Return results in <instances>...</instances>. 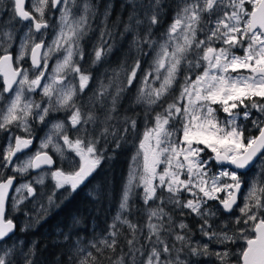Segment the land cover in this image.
Segmentation results:
<instances>
[{
  "label": "snow or ice",
  "instance_id": "obj_1",
  "mask_svg": "<svg viewBox=\"0 0 264 264\" xmlns=\"http://www.w3.org/2000/svg\"><path fill=\"white\" fill-rule=\"evenodd\" d=\"M25 3L26 0H12L11 4L13 18L30 22L22 25L26 31L15 57L9 51L15 42L13 32L0 30V82L3 84L0 100L4 101L0 109V131L9 132L15 126L26 133L25 136L10 135L6 138L8 143L0 156V173L10 168L12 173L23 175L29 170L47 167L50 171L38 172L36 184L43 185L45 176H50L56 189L67 187L75 192L82 185L87 186L86 182L104 159L97 148L100 139L107 143L111 138L115 148H120L121 141L125 139L123 134L135 132L137 121L125 118L128 126L119 131L109 123L116 119L112 114L116 112L124 91L120 84L115 85L113 94L109 92L113 82H101L90 98L91 102L99 103L104 109L99 136L86 127L96 125V112L77 100L92 79L80 63L85 58L81 41L92 28L91 21L97 18L99 5L91 0H31L29 9ZM125 4L128 19L121 35L132 33L133 43L152 48L156 44L152 39L153 30L162 23L163 13L168 7L165 0H125ZM110 9V4L104 5L103 26L93 48V65L111 51L108 40L112 39V33L106 23ZM54 12L59 13L55 26L57 31L51 43L46 45L44 30L53 27L47 17ZM198 33H203L204 38L198 39ZM164 36V42L153 49V71L145 74L147 91L142 87L136 100L149 108L160 104L163 111L155 113L154 123L145 127L139 139L133 157L134 170L129 174L115 217V221L128 229L125 236L127 252L120 249L118 259L111 256L108 259L111 264H188L179 257V253L187 249L193 257L214 254L221 264H230L229 258L233 253H209L207 244L193 245L189 225L184 221L179 224L173 222L172 211L179 209L180 215L198 218L200 233L210 242L235 244L243 241L238 253L240 264H264V187H258L257 182L250 185L243 207L239 208L240 215L234 218V223L240 227L224 231L227 224L223 228H214L210 222L212 217L222 213H233L244 186V170L259 165L264 174V0H178ZM56 53L63 55L57 59L51 74H47L48 61ZM26 57L31 68L21 63ZM185 63L189 71H201L194 79L186 71L179 96L168 103L164 98L176 83ZM139 68L137 60L127 76L128 86L136 79ZM162 70L163 77L160 75ZM153 72L156 79L161 80L158 88L148 87V76ZM37 90L40 101L31 96ZM109 99L110 106H107L105 102ZM253 109L260 113V118H252ZM61 111L68 113L67 119L53 122L49 134L41 140L39 150L24 158L34 142L31 121L45 124L52 113ZM221 111L226 114L224 119L218 115ZM248 120L258 134L248 132L246 135L243 121ZM69 125L74 130L71 135ZM50 146L60 156L67 149L78 160L69 157L74 162L68 170L53 168V156L46 151ZM206 152L212 155L205 158ZM15 161L20 163L17 165ZM213 161L217 165H230L232 170L221 169L210 175ZM15 180V175L0 174V252L3 253L0 264H17L11 258L15 254L14 249L4 247L16 227L6 215L10 192L21 193L26 189L28 193L27 197L11 198L13 210H20L19 205L25 199L37 195L31 183L14 187ZM136 187L143 189L145 205L154 202L147 209L148 232L144 243L139 240L143 226L122 215L129 211V200ZM221 192L225 193L223 197L219 195ZM182 193L191 198L182 199ZM53 196L54 193L49 195V204L53 203ZM157 201L159 203H155ZM210 201L217 204L212 205ZM165 205L173 208L166 211ZM184 209L188 210L187 213ZM175 228L180 231H175ZM165 231L174 238L172 243L161 235ZM121 234L114 222L109 233L111 239L101 241L104 248L116 254ZM91 246L104 254L96 244ZM173 250L177 252L175 259L172 258ZM31 255V250L20 253L23 264H33L29 258ZM138 257L141 258L139 261ZM79 264L102 262L89 252L80 258Z\"/></svg>",
  "mask_w": 264,
  "mask_h": 264
},
{
  "label": "trees",
  "instance_id": "obj_2",
  "mask_svg": "<svg viewBox=\"0 0 264 264\" xmlns=\"http://www.w3.org/2000/svg\"><path fill=\"white\" fill-rule=\"evenodd\" d=\"M176 2V0H165V4L168 7L165 8L163 13L162 23L153 30L152 39L154 37H160L164 31V27L168 24L169 13L175 8ZM120 13V33L118 38L120 40L122 60L124 57V48L126 49V44L128 43L129 48H134L138 53V58H140L139 56L146 48V45L144 44L145 47L142 48V43L139 45L133 43L132 33L121 35L124 32V23L128 19V9H125L122 4ZM116 18L117 14L112 11L106 22L112 33V39L108 40V44L111 45V51L103 57L102 63L100 62L93 70L94 87L91 88L93 92L90 96H85L88 97L87 103L89 108H92L98 117L96 125L90 126V129L95 130L96 135L99 136V131L102 128L100 121L103 119L104 114V109L101 108V105L91 102L90 98L93 96L95 90L100 87L101 82L108 84L110 81L113 82V86L109 88L110 93L114 94L116 84L123 86L124 91L121 94L116 112L112 114L116 119L109 121V123L114 126L115 130L119 131L128 126L125 123V118H132L137 121V129L135 132L130 131L123 134L125 139L121 141L122 147L120 148H115L111 138L108 139L107 143L103 138L100 139L97 148L102 153L104 159L92 177H90L86 188H81L73 192L71 197H65L63 200H59L55 196L52 204H49L48 201L43 203L44 200H42V206L44 207L38 223L33 229L21 234L24 242L30 245L29 250H31L32 255L29 258L33 261V264H79L80 257L77 247L84 245L87 240H98L100 236H107L110 231L111 220L118 208L128 164L133 154L136 136L143 123L145 113L140 105L133 104V85L128 86L126 83L127 74L131 66L125 67L126 65L122 63L121 68L118 69V66L115 68L117 60L114 57L113 51L117 48L118 42L115 25ZM91 32L94 33L93 31ZM105 48H107V45H105ZM170 99H173V95L170 96ZM105 103L107 106H110V99ZM160 103L164 104V101ZM254 133L257 134L256 132ZM1 136L2 134L0 133V153L2 147ZM101 145H104L103 148H99ZM3 175L6 176L5 173ZM17 179L20 180V178ZM90 186L97 188L95 191L96 196L91 192ZM41 197L42 195H40ZM129 205L130 208L127 216L129 220L139 226L144 221L143 214L147 205L140 199V193L138 191L133 193ZM149 205L152 206L153 204ZM27 206V204L22 205L19 208L20 211L28 212L29 214L34 212L33 208L35 207L29 208ZM179 217L180 219L189 220V217L186 215ZM8 218L12 219L11 217ZM120 231L122 234L118 237L119 244L116 254H113L111 250L105 249L104 245L98 242L97 247L104 254L97 252L96 248L93 247L89 248L87 254L91 252L98 256L102 264H111L108 259L109 256L113 259H118L120 249L127 252L125 236L128 234V229L127 227H123ZM16 234H19V232L17 231ZM65 237L69 238L66 239ZM139 240L140 243H144L142 236L139 237ZM139 259L141 258L138 257V261ZM214 262L219 264L216 260Z\"/></svg>",
  "mask_w": 264,
  "mask_h": 264
},
{
  "label": "rangeland",
  "instance_id": "obj_3",
  "mask_svg": "<svg viewBox=\"0 0 264 264\" xmlns=\"http://www.w3.org/2000/svg\"><path fill=\"white\" fill-rule=\"evenodd\" d=\"M0 1L1 2H5L6 0H0ZM91 2L93 4H98L99 5L98 10H97V18L91 21L92 28L90 29L91 31L94 32L93 34L95 35V40H96L95 43L97 45L98 38H99V30L103 26L101 24V21L103 19V11H104V5L106 4V0H91ZM30 4H31V0H27V8H29V9H30ZM47 18L49 19V21L53 25V27H50L49 29L44 30V40H45L46 45L51 43L52 39L54 38L55 32L57 31V28L55 26L58 24L59 13L58 12H54V13L48 15ZM22 25H23V23L19 22L15 18H13V16L10 14L9 11H6V7L3 8V14L0 13V30H4V31L11 30L13 32V35L15 37V42L13 43V45L9 49V51H11L13 53L12 49L13 50L15 49V55L18 52V46H19L20 40L23 37L24 32L26 31V28L23 27ZM164 32L165 31L162 32L160 37H158V38L154 37L153 38V40L156 41V44H154L152 46V48H149V46L146 45L145 49H148L150 54H151L149 59H148V63H150V64H149V66H143V65L140 64V68L137 70L136 79L132 83L133 90H134L133 104H135V105L138 104V105H140L143 108L144 113H145V117H144L143 123L141 124V127H140V129H139V131L137 133V136H136L134 150H133V154H132V156L130 158V161H129V164H128L127 173H126L124 185H123V188H122V192H123L125 186L128 183L129 174L134 170L133 157L136 155V152H137V149H138V144H139V139L142 137V134L144 132L145 127L146 126L151 127L152 124L154 123V119L153 118L155 116V113L163 111V108L160 106V104L154 105L151 108H149V106L147 104L137 103L136 100H137V96L139 95L140 89L142 87H145V90L147 91V87L144 84L145 74L150 72V71H153V61H154V57H155V51L153 49H157L158 45L163 43L164 40L166 39V37L164 36ZM36 35H37V37L40 36L39 33H37ZM201 35H202L201 37H199V36L198 37L203 39L204 38V34L201 33ZM0 39H2V37H0ZM126 45H127V47H126V49L124 48V57H123V60L121 61V64L124 63L126 65L125 67H127V66L129 67V65H130L131 68H132V66L134 64L131 65L130 60H129V62L127 61L129 56L131 55V48H129V43L126 44ZM217 46H219V45H217ZM144 47H145L144 44H142V48H144ZM144 50H143V52H144ZM237 51H239V50H237ZM62 55H63V53H56V54L52 55L51 59L48 61V73L47 74H51L52 69L56 65L57 59L61 58ZM21 63L24 64V66H26L25 65L26 63H28L27 67L31 68V65L29 63V59L27 57L25 58V61H22ZM80 63H81V61H80ZM185 64H183L181 66V73H180V75H178L176 83L173 85V87L170 89V91H169V93L167 95V96H169V95L173 94V99L170 102H168V103L173 102V100H175L176 97L179 96L180 87L183 84L184 73L186 71H188V74L191 75L193 77V79L195 78V75L198 72L201 71V69H196L195 71H189L188 70V65L187 64L185 65ZM131 68L129 69V72H130ZM160 75H161V77H163V75H164L163 70L161 71ZM69 79H71V76H69ZM0 80H2V78H0ZM148 81H149L148 87H151V88H158L160 83H161V80H157L156 79L155 72H153V74L151 76H148ZM77 83H78V81H77ZM174 89L176 90L175 93L172 92ZM38 93H39V90H37V93L31 94L32 98L34 100H36V101H40L41 100V96ZM167 96H165V97H167ZM163 106L167 107V104L164 103ZM214 107H218V106H214ZM2 108H3V105L0 106V109H2ZM218 115L220 116L221 119H224L226 114H224L221 111V112L218 113ZM252 118L253 119L260 118V113L256 112L253 109L252 110ZM53 122H55V121H47V126L43 130L42 136H40L38 138V141L36 143L35 148H30L29 150H27L26 155L21 154V155H24V158H27V156H30L35 151L39 150L40 142H41V140H43L49 134ZM243 123H244V125L246 127V135L248 134V132L252 133L254 131V129H256V128L251 126V120L243 121ZM37 129L38 128H35V131ZM17 130H21V129L18 128V127L13 126L10 129V131L7 133V137H9L10 135H19ZM0 133L2 135H4L6 132L0 131ZM7 143H8V141L6 139L4 145H2V147H1L0 156H2V150L6 147ZM46 151H48V153H52L55 156V158H56L57 166H55L54 168L59 167V168H63L65 170H68L70 167H72L74 161L72 159H69V157H74V153H72V152L68 151L67 149H65L64 155L60 156L51 146ZM204 155H205V158H207V157H210L212 154L210 152H206ZM74 159L78 160V157H74ZM15 163L18 165L20 163V161H15ZM162 167L163 166H161V168ZM221 169H228V168L219 166V165L215 164L214 161H213L210 164V173L209 174L211 175L213 173H218ZM228 170H232V169H228ZM48 171H50V170L49 169H44V170H40L38 172L40 174H43V173L48 172ZM38 172H32L31 170H29V172L21 175L19 173H12L11 169L9 168V169H3L2 173H0V174H4L5 173L6 176L7 175H15V176H17V178H20L18 184H16L15 187H19L23 183H31L35 187V189L37 191V195L36 196L28 197L27 199H25L23 201V203H21L19 205V208L22 205H24V204H27L28 205L27 207H29V208L30 207H35V208H33L34 212H32L30 214L28 212H23V211H20V210H13V206L11 204V198H14L16 196H25V197H27L28 193H27L26 189L23 190L21 193L13 192L12 195L10 196V202L8 204V210H7L6 213L8 214V217L14 218L16 220V223L18 224V232H19V234L13 235L11 237V239L8 241V243L4 245V247L8 248V249H14L15 254L11 258L16 260L17 264H23V259L20 256V253L21 252L27 253V252H29V249H30V245H28L27 243L24 242L23 238L21 237V234L26 232L27 230L33 229L36 226V224L38 223L40 218L37 219V217L38 216L40 217V215L42 213V210H43V207H44V206H42V200H44L43 203H45V201H48L49 195H52L53 193H54L53 199H55V196H57L58 198L64 197L63 195L66 192L71 191L70 188H67V187L56 189L55 183H54V181H52L50 176H45V182H44L43 185L36 184L35 183V179H36V177L38 175ZM181 178H184V177H181ZM242 178L246 182V185L242 189V194L240 196L239 205L235 207V211H234V214H233V217H232L233 224H235L234 223V218L238 217L240 215L239 208L243 207L245 196L247 195V192H248V189H249L250 185L253 182H257V186L258 187H264V184L262 182V173H261L259 165H255V167L250 172H247V173L243 174ZM90 189H91V192L96 196V192L95 191L97 190V188L95 186H90ZM136 191H138L140 193V199L143 201V199H142L143 189L139 188V187H136V188H134L133 193H135ZM122 192H121V195H122ZM40 195H42L41 198H40ZM68 195L69 194H66L65 196H68ZM132 195H131L130 199L132 198ZM164 195L167 196L168 194L164 193ZM219 195L221 197H223L225 195V193L221 192ZM181 197H182V199L183 198H191L190 196H188L187 193H182ZM120 200H121V196H120V199H119V203H120ZM129 203H130V200H129ZM155 203H159V202L157 201ZM209 203L212 204V205H216L217 204L216 201H210ZM149 204H154V202L150 201ZM149 207H150V205H147V208L145 209L144 214H143L144 221H143V223H141L139 225V226H143V232L141 234L142 238H144V236H146L147 232H148L146 224H147V220H148V211H147V209ZM165 208H167L168 211H169V210H171L173 208V206L172 205H165ZM118 211H119V204H118V208L116 210V213L113 215V218L111 220L109 233L111 232V225L114 222L117 224V227L120 230L123 227H126V226L120 224L119 221H115V217H116ZM183 211L185 213H187L188 210L184 209ZM128 212L129 211L124 212L122 215L129 219V217L127 216ZM179 212H180L179 209H175L174 211H172L174 224H179V222L184 221L185 223H187L189 225V223L187 221H185L183 219L181 220L179 218V216H178V215H180ZM186 216L187 217H191L195 221L198 220V218L195 217L194 215H186ZM228 216H230V215H227V216L223 217L220 214L218 216L212 217L210 222L212 223L214 228H216V227L223 228L224 224H227V226H228V221L230 219H225ZM153 222H155V221H153ZM200 223L201 222L198 220V224H196V226H195L196 231L192 230V228H190V226H189V229L191 230V239H192L193 245L196 246V245L207 244L209 253L229 251V252L233 253L230 256V258H229L230 261L232 259H234V257L236 256V253L241 248V246L243 244V241L239 245H237L235 247H232V248L225 247L226 244H217V243L210 242L207 237L201 235L200 230H199ZM238 227H240V226L236 225L233 228H238ZM228 229H231V228L228 226L227 228H224V231H228ZM175 231L179 232L180 229L179 228H175ZM229 234H231V233L229 232ZM161 235L166 240H168L169 243L173 242L174 238L172 236H170L167 231L162 232ZM110 239H111V237L108 234L107 236H100L98 240H95V239L87 240L84 245H81V247H77V249H83V251H79V257L80 258L85 257L87 252L89 251V248L92 247L91 246L92 244H96V245H98V243L102 244L101 243L102 240H110ZM143 242H144V240H143ZM227 244H229V243H227ZM176 247L179 248L180 245L177 244ZM2 254L3 253L0 252V255H2ZM176 256H177V252L175 250H173L172 258L175 259ZM179 257H180L181 260L187 261L188 264H192L193 261H196V264H216V262H214V260H216L217 263L221 264V262L217 259V257L214 254L207 255V256H203L202 255V256H199V257H193V256H191L188 253L187 249H184V251L180 252L179 253Z\"/></svg>",
  "mask_w": 264,
  "mask_h": 264
},
{
  "label": "flooded vegetation",
  "instance_id": "obj_4",
  "mask_svg": "<svg viewBox=\"0 0 264 264\" xmlns=\"http://www.w3.org/2000/svg\"><path fill=\"white\" fill-rule=\"evenodd\" d=\"M176 1L178 2V0H176ZM177 2H176V3H177ZM107 3H108V4H111L110 15H111L112 11H113L115 14H117V18H116L115 25H116V30H117V39H118V42H117V46H116L117 48L114 49L113 54H114V57H115L116 60H117V65L115 66V68L118 66L117 68L119 69V68H121V66H122V64H121V61H122V55H121V53H120V40H119V38H118V35H119V33H120V17H119V15L121 14V13H120V7H121V4L124 5L125 9H128V8H127V5L125 4V0H106V4H107ZM11 4H12V0H6L5 2H1V1H0V13L3 14V8L6 7V11H9L10 14L13 16V11H12ZM26 7H27V6H26ZM174 14H175V8H173V9L170 11V13H169V16H168V24L164 27V31L167 29V26L171 23ZM110 15H109V16H110ZM109 16H108V17H109ZM17 20H18V19H17ZM18 21H19V20H18ZM107 21H108V19H107ZM19 22H21V21H19ZM21 23L26 24V23H24V22H21ZM29 23H30V22H29ZM19 26H20V25H19ZM91 33H92L91 30H89L88 35L85 36L84 39H83L82 42H81V44L84 46V51H85V58H84V60L81 61V65H82L83 68H85V69L91 74L92 79H91V81L89 82L88 88L85 89L84 93L78 95V97H77L78 102L84 104V105H85L86 107H88V108H89V105H88V103H87V102H88V97H85V96H90V94H92V92H93V90L91 89L92 87H94V86H93V79H94V75H93L94 73H93V70L98 66V64H99L100 62L102 63V61H103V58H102V60H101L98 64H95V65H93L92 62H91V60H92V55H93V48L96 46V43H95V42H96V40H95V35H94L93 33H92V35H91ZM198 36L201 37V36H202L201 33H198ZM199 37H198V39H202V38H199ZM85 40H86V42H84ZM12 51H13V55H14V57H15V49H14V50L12 49ZM142 52H143V51H142ZM142 52H141V54H140V56H139L140 58H138V53L136 52V50H134V48L131 47V55L129 56V58L127 59V61L129 62V60H130L131 65H133V64L135 63V61L139 60V62H140L141 65H143V66H149L150 63H148V59H149V57H150L151 54H150V52H149L148 49H145L144 52H143V53H142ZM107 53H108V52H107ZM104 56H105V55H104ZM104 56H103V57H104ZM25 65H26L25 67H27V66H28V63H26ZM185 65H186V64H185ZM71 79H72V77H71ZM71 79H70V80H71ZM2 87H3V84H2V82H0V88H2ZM172 92L175 93L176 90L174 89ZM5 95H9V94H5ZM172 95H173V94H172ZM172 95H169V96L165 97V100H166L167 102H168L169 100H171V99H170V96H172ZM3 103H4V101H3V100H0V106L3 105ZM67 116H68V113H67V112H64V111H61V112H55V113H52V114H51V116L48 118V121H58V120H60V121H64V120L67 119ZM46 126H47V121H46L45 124H41V123H39V122H37V121H35V120L31 121L32 135H33V137H34V142H33V145L31 146V148H35L36 143H37V141H38V138H39L40 136H42V132H43V130L46 128ZM90 126H92V125L90 124V125H87L86 127H87L89 130L95 132V130L90 129ZM35 128H38V129L35 131ZM17 131H18V133H19L20 136H25V135H26V133H24L22 130H17ZM73 132H74V130L71 129V128H70V125H69V133H70V135H71ZM254 132L258 133V130H257V129H254V131H253L252 133H254ZM7 133H8V132H6L4 135L1 136V139H2V144H1V146L4 145V143H5V141H6ZM95 133H96V132H95ZM254 134H255V133H254ZM59 143H60V144H63V141H59ZM103 146H104V145H101L99 148H103ZM50 154L53 156V158H54V160H55V166H57V161H56L55 156H54L52 153H50ZM55 166H54V167H55ZM254 167H255V165H254L249 171H247V172H250ZM227 168H228V167H227ZM228 169H229V168H228ZM247 172H245V173H247ZM245 173H243V174H245ZM93 174H94V173H93ZM89 179H90V178H89ZM243 181H244V180H243ZM18 182H19V179H17V184H18ZM262 182H263V184H264V174H262ZM86 184L88 185V182H86ZM245 185H246V182L244 181V186H245ZM244 186H243V187H244ZM86 187H87V186H86ZM86 187L82 185V186H81L80 188H78L77 190H79V189H81V188H86ZM243 187H242V189H243ZM77 190H76V191H77ZM67 191H68V190H67ZM69 192H70V193H69ZM66 194H69V195H68V196H65ZM72 194H73V192L68 191V192H66V193L63 195L64 197H60L59 199H60V200H63L65 197H66V198H69V197L72 196ZM241 194H242V190H241ZM241 194L238 196L237 206L239 205V200H240V196H241ZM165 210L168 211L167 208H165ZM234 211H235V208H234ZM234 211H233L232 214H225V213H222L221 215H222L223 217H225V216H227V215H231V217H233ZM6 215L8 216L7 213H6ZM178 216H181V215H178ZM179 218H180V217H179ZM12 220L14 221V223H15V225H16V231H15V233H14L13 235H16V232L18 231V224L16 223V220H15L14 218H12ZM179 220H180V219H179ZM181 220H182V219H181ZM183 220L187 221V222L189 223L190 228H192V230H195V231H196L195 226H196V224H198V220L195 221V220L192 219L191 217H189V220H187V219H183ZM228 226H229L230 228H233L234 226H236V224H233V219H230V220L228 221ZM13 235H11V237H12ZM240 243H242V241H238V242H236L235 245L229 243V244H226L225 247H227V248H232V247H235V246L239 245ZM241 247H243V244H242ZM240 249H241V248H240ZM240 249H239V251H240ZM239 251L236 253V256L234 257V259H232V260L230 261V264H240V262L238 261V253H239Z\"/></svg>",
  "mask_w": 264,
  "mask_h": 264
},
{
  "label": "water",
  "instance_id": "obj_5",
  "mask_svg": "<svg viewBox=\"0 0 264 264\" xmlns=\"http://www.w3.org/2000/svg\"><path fill=\"white\" fill-rule=\"evenodd\" d=\"M27 6V0H26V3H25V7ZM27 8V7H26ZM24 23H29V22H24ZM29 63H30V60H29ZM31 65V64H30ZM258 134V133H257ZM29 150V149H28ZM50 154V153H49ZM51 155V154H50ZM54 159V158H53ZM55 161V160H54ZM215 163V162H214ZM216 164V163H215ZM54 166H55V163H54V165H53V168H54ZM219 166H222V167H228L229 169H231V166L230 165H219ZM253 166H250L247 170H244V173L245 172H247V171H249L251 168H252ZM44 169H48L47 167H43L42 169H40V170H44ZM40 170H38V171H40ZM32 171V170H31ZM38 171H32V172H38ZM16 184H17V178H16V180H15V182H14V187L16 186ZM242 190V189H241ZM12 193L13 192H10V196L12 195ZM225 214H228V213H225ZM15 224V223H14ZM16 226V225H15ZM15 231H16V227H15ZM15 233V232H14ZM13 233V234H14ZM13 234H11V235H13Z\"/></svg>",
  "mask_w": 264,
  "mask_h": 264
}]
</instances>
